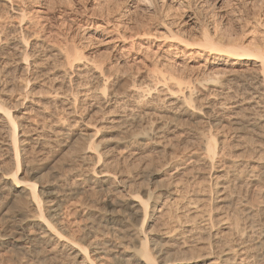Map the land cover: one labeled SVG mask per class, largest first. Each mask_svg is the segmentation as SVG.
I'll use <instances>...</instances> for the list:
<instances>
[{
    "label": "rangeland",
    "instance_id": "1",
    "mask_svg": "<svg viewBox=\"0 0 264 264\" xmlns=\"http://www.w3.org/2000/svg\"><path fill=\"white\" fill-rule=\"evenodd\" d=\"M19 1L27 6L29 5L28 7L37 8L40 5L46 8L49 7L47 8L49 15H52L51 12L57 14L64 9L69 11L70 16H75V19L80 22L77 25H74V23L70 25L69 23L63 24L61 27L55 17H50L43 21L44 26L39 23L37 24L38 27L34 25L36 24L35 19L24 20L27 21V32L22 29L24 35L27 34V36L25 35L27 40L24 39V41L30 45L32 42H39L42 37L44 42L36 43L37 49L36 47L34 49L38 51L33 49V54L28 58L30 64L28 63L27 68L29 69L25 71L26 73H23L24 71L20 72L15 69V49H12V46L9 45V41L21 36L23 31L20 33L21 28H13L18 19L13 18L12 12L4 8L0 0V15H2L0 17L1 106L8 109L17 118L22 114L19 117L21 121L16 118L17 122L20 123V125L17 123V133L21 130L35 128V132L40 138L53 137L55 131L58 132L60 129L61 131L63 129L71 131V133L86 134H74L72 140H68L67 146L64 148L59 146L56 139L55 142L54 140L51 142L52 144L45 151L38 152L35 150L36 152H34L28 150V152L21 155L23 168L25 167L24 171L28 174L32 172L34 166L48 165L39 172V174H43V176L40 175L42 183L52 180L50 182L57 183V190L67 188L71 184L74 185V182L77 184L78 180L75 176L79 173L89 178L87 174L96 173L105 167L110 170L115 168L119 172L123 171L124 175H129L133 189L150 190L152 196L156 198L153 199L158 202L157 209L160 207L159 212H154L151 216L146 217V221L142 226L149 244L157 242V246L162 247L164 250L159 255L153 251L157 260L164 262L183 257L193 259L197 255H203L206 252H214L233 237V232L225 226L228 224L233 226V223H237L238 231L242 229V232H239L248 239L247 246L251 248V254L246 259L245 264H264V247L258 243L260 241L258 233L264 224V181L255 179L253 176L256 173L255 171L264 165V106L261 103L258 104L257 94L252 93L247 84L248 79H245L246 81L244 78L243 80L240 78L228 80L229 77L223 74L212 73L211 68L205 71L206 69L200 66V62H203L206 57L208 62L211 61L212 56L207 55V52L187 54V52L183 53L176 50V52L168 54L169 59L162 57L163 60L160 58L161 60L158 59L157 61L155 54L153 55L151 52L146 54L141 51H131L122 56V61L120 60L122 65L115 66L107 47L101 43L100 31L94 29L93 23H91V21H97L96 24L106 26L115 22L119 23V26L126 24L122 27L123 29L127 28L125 31L128 33L134 35L145 33V35L135 38L136 42L147 45L150 40L151 42L154 41L155 46L153 49L157 48L156 44L160 46L163 44L162 41L167 39L168 29H171L175 34V41L181 39L190 46L196 47L199 46L198 43L202 40L203 32H207L212 37L213 29L220 27L222 31L234 34L235 41L242 37L246 40V44L256 42L264 51V0ZM255 18L256 21L260 19L259 23L255 22ZM84 20L89 24H85V26ZM80 23L83 26L79 25ZM40 25L42 26L40 27ZM35 30H37V34ZM70 47H74L78 54L80 52L81 60L85 63L94 62L102 66L104 64L103 67L107 75H105V82H99L88 73L82 75L80 80L73 70L72 74L70 73L66 77L67 79L65 78V81H67V84L70 81L71 86L68 84V90L73 89L72 91H74L76 97L72 95V91L66 93L68 96H74L77 100L73 103L74 105L70 104L69 108L65 106L63 108L62 103L52 100V95L54 91H60L64 88L62 85L60 86L63 79L61 73L68 67L61 53L74 51V48L70 49ZM181 47L179 49H182ZM64 49L66 51H63ZM36 52L37 54H35ZM4 53L3 57L2 54ZM142 56L144 58L143 63L137 64L138 66L129 64L132 62V58ZM216 77L224 81L223 86L218 87V84H210V79ZM85 83L88 85L86 86ZM102 83L106 84V92L115 91L114 93L119 94L118 98L120 97L124 101L119 99L118 104L117 101L104 104L103 97L99 94L103 88ZM133 89L137 91V95ZM162 89L164 90L161 91ZM165 89H168L174 97L185 100L189 111H196L198 115L192 117L189 112H181L180 106L183 102H178L179 104L173 111L165 112V103H168L167 100H169L165 96L167 95ZM247 90H250V92H246ZM80 93L86 94L83 96ZM252 94L254 95L252 96ZM174 97L172 99H175ZM223 103L224 108L228 103L235 104L240 111L239 116H237H241V118L244 116L242 119L247 120V122L244 121L240 129L227 121L229 120V111L222 108ZM208 104H213L210 105L211 109L210 106L205 107ZM35 109L37 112H35ZM70 109L74 111L71 114L72 110L70 111ZM116 111L118 113L123 112L127 116L129 114L130 118L128 119L130 120H127L124 125H117L118 123L111 116ZM208 112L210 114L212 112L213 117ZM162 113L165 118L160 117ZM167 114H170L168 117L174 120L169 119ZM252 118L254 119L252 120ZM73 119H77L78 123L76 122V125L72 123L71 126ZM250 119L252 121L248 124ZM254 121L257 124L254 123L253 125ZM160 125L164 127L162 128L161 137L158 135L156 137L155 135L151 136L149 139L136 137L132 146L126 148L123 145L115 144L116 140L120 137L123 138L122 136L126 137L125 135L129 133L131 134L129 136H135L144 129L155 126L161 128ZM118 128H122L123 131ZM1 137L3 135L0 130V140H2ZM213 137L217 142L220 139L224 140V144H221L219 148L225 147V149H223L221 156H214L212 160L204 161L207 139L213 140ZM217 137L220 139H217ZM113 139L116 140L113 141ZM100 140H103V142ZM92 141L96 143L98 141L97 144L100 147H97V152L103 154L92 159L83 160L77 152L81 147ZM1 149L0 147V170H5L6 167H9V161ZM180 162L183 163L182 169ZM232 164H235V166H232ZM146 166L160 168V178H141L139 171ZM51 169L55 171L53 175L50 173ZM130 175H133V177ZM158 179L162 181H157ZM158 182L164 185L169 183L173 188L175 187L176 196L172 198L165 197L158 187ZM90 184L89 181H86L82 184V186L84 185L83 189L74 195H68L61 202L60 219L63 221L61 223L64 227L61 232L69 242L81 240L84 228L90 225L93 220L97 222L101 214L109 211L110 207L107 201L114 197L113 192L117 195L122 194H118L117 191L101 190L100 188L99 190ZM5 201V197L0 198V206H4ZM245 202L247 203L245 204ZM194 205L196 206L195 210L192 208ZM197 209L200 212H196ZM1 220L0 226L2 227L3 220ZM142 222L143 219L140 218L137 225L141 226ZM98 234L97 239L99 241L104 237L111 238L110 234L104 236ZM116 234L118 233L116 232ZM119 241L124 246L127 244L126 239H120ZM118 249L121 248L114 247L105 255L101 254L102 257L99 258L92 252H90V255L97 257L94 259L96 264H114L112 254ZM73 253L69 246H56L55 242L41 244L38 248H32L27 244H6V246L0 247V264H73L69 260Z\"/></svg>",
    "mask_w": 264,
    "mask_h": 264
},
{
    "label": "bare ground",
    "instance_id": "2",
    "mask_svg": "<svg viewBox=\"0 0 264 264\" xmlns=\"http://www.w3.org/2000/svg\"><path fill=\"white\" fill-rule=\"evenodd\" d=\"M1 1H2V3H1L2 6L6 9H8V11L10 10L12 12L13 18L15 20L18 19L17 23L14 24L13 28H15V29L21 28L19 30L20 33H21V31H23L22 29L26 30L25 32H27L26 22L28 21V19H33V20L35 19L36 24H34V25H37L39 23L43 25L44 20H47L50 17H55V20L57 19V22L59 24H61V27L63 24L69 23V25H70L71 23L72 24L74 23V25L75 24L77 25L78 22H80V21L75 19V16L74 17L70 16L69 11H66L64 9L59 11V12L56 11V12H58L57 14H53V12H51L52 15H49L48 10H47V8H49V7L46 8L45 6H41V5L38 6L37 8H35L33 6L28 7L29 5L27 6L26 4L22 3L19 0H1ZM49 10H51V9H49ZM74 12H76V11H74ZM1 16L2 15H0V17ZM241 19H242V15H241ZM24 20H27V21L25 22ZM253 20H254V18H253ZM259 20L256 21V18H255L256 23H259L258 22ZM46 22H48V21H46ZM57 22H55V23H57ZM96 22L91 21V23H93L92 26H94V29H96L97 31H100L99 36H101V38H100L101 43L107 47V51L109 54H111V57L113 59L115 66L122 65L121 64V61H122L121 58H123L122 56L125 53L128 54V52H131V51H136V52L141 51L143 53L145 52L146 54L148 52H151V54H153V55L155 54V58H157V61H158V59H160L162 57L169 59L168 54L170 52H174V51L176 52V50H178L179 52H183V53L187 52V54H193V53L194 54H196V53L202 54L204 52H207V55L212 56L211 61L208 62V59L206 57L203 60V62H200V66L203 67L204 69H206L205 71H207L208 69L211 68L213 70V72L211 71L212 73L218 72L219 75L223 74V75L229 77L228 80L229 79L232 80V78H237V79L240 78L241 80H243V78H244V80L245 79H248V81L250 80L249 82L247 81V84H248L249 88H251L252 93H254L255 95L257 94L256 98L258 99L257 101L259 102V103L258 102L257 103L258 104L261 103L264 106V51H262L261 47L256 42H250V43L246 44L245 43L246 40L242 37H240L237 41H235L236 37H234V34L229 33L227 31H222L220 27H215L213 29V36L212 37H210V35L207 32H203L202 40L199 42L200 44L198 43L199 46L193 47V46H190L189 44L185 43L184 40L182 41L180 39L179 41H175V39H174L175 34L173 33V31L171 29H168L169 34L166 33L168 36L165 35V36H167V39L162 41L163 44L160 45L162 47H160L159 45L156 44L157 48L153 49V47L155 46L154 41L151 42V40H150V43H148L147 45H144L142 42H136L135 38H137L140 35L143 36V35H145V33H143V34L141 33L138 35L131 34L130 32L128 33L125 31V29L127 30V28L123 29V27L126 24L124 26L122 25L123 26L122 27V26H119L120 25L119 23L113 22L114 24L110 23L109 26L108 25L106 26V25H102V24H96ZM83 23H84V25L87 24L86 20H84ZM59 24H57V25H59ZM106 24H108V23H106ZM127 24H129V23H127ZM42 25H40V27ZM79 25H82V23H80ZM76 28H77V26H76ZM11 29H12V25H11ZM38 29H41V28H38ZM35 31L37 34V30H35ZM19 32H18V34H20ZM29 32H30V30H29ZM32 34L35 35L34 32H32ZM146 34L150 35L149 33H146ZM25 35L27 36V34H25ZM25 35H24V31H23V34L21 36H19V37L14 36L15 39H12L9 41L10 42L9 45L12 46L11 48L15 49V55H16V56H14V57H16L15 69H18L20 72L24 71L23 73H26L25 71H27L29 69V68H27V66H29V64H30L28 62L29 61L28 58L31 54H33V51L35 50L34 48L37 46L36 43H39V42L42 43V41H43L42 37H41V40L39 42H36V43L32 42V44L30 43V45H28L29 43H26L24 41V39H26ZM35 38H37V37H35ZM64 42H63V44H64ZM6 44H8V43H6ZM180 46H182L181 47L182 49H179ZM38 48H39V46H38ZM73 48L70 47V49H73ZM36 49H37V47H36ZM35 51H38V50H35ZM63 51H66V49H64ZM54 52L56 53L57 51H54ZM59 52H60V50H59ZM61 52H62V48H61ZM5 53L2 54V56L5 55ZM35 54H37V52ZM61 54H63L62 56L64 57V60L67 63V67H68V69H64V71L61 73L63 79L60 82V86L62 85V87H64L63 88L64 90L63 89L60 91L56 90L57 92L54 91V93L52 95L53 96L52 100H55V102L62 103L63 108H65V107L69 108L70 104L74 105L73 103H75V100H77L75 98L76 94L74 95V91H72L73 89L70 91L68 90L69 89L68 84H70V81L68 84H67V81H65V78L67 76H69L70 73L72 74L73 70L76 72V74L75 73L74 74L77 75V78H80L82 75L88 73V74H90V76L92 75L93 78H95L99 82L100 81L103 82L104 80H106L105 75H107V74L105 73V70L103 67L104 64L102 66L99 63L96 64L94 62L93 63H85L83 60H81L82 58H81L80 52H79V54H80V56H79L78 51L76 52L75 48H74V51L73 50L72 51H66V52L61 53ZM0 55H1V53H0ZM142 55H144V54H142ZM163 58H162V60H163ZM170 58H172V57H170ZM143 59H144L143 56L142 57H134V58H132V62L129 64H133V66H136L137 64L143 63L142 62ZM170 61H171V59H170ZM169 63H171V62H169ZM107 69H109V68H107ZM80 80H81V78H80ZM25 81H26V79H25ZM77 81H75V82H77ZM225 82H227V81H225ZM239 82H241V81H239ZM71 83H73V82H71ZM223 83H224V81H222L221 79L219 80L217 77L210 79L211 85H217L218 84V87H221V86H223ZM102 84H103V86H102L103 88L99 94L103 97L104 104H109V103H111V101H117V104H118L119 99L121 101L123 100L120 97L118 98L119 94L117 95L116 93H114L115 91L114 92H110V91L106 92V84L105 83H102ZM239 84H237V85H239ZM74 85H76V84H74ZM87 85L88 84H86V86ZM70 86H71V84H70ZM177 86H178V84H177ZM57 87H59V86H57ZM62 87H59V88H62ZM53 89H54V87H53ZM133 90H135V89H133ZM133 90H132V92H133ZM163 90L164 89H162L161 91H163ZM67 91H69V92L72 91L71 93L75 97L74 96L72 97L71 95L68 96L67 93H69V92H67ZM248 91L250 92V90H247L246 92H248ZM116 92H118V91H116ZM134 92L137 95V91L135 90ZM165 92H167V95H165V96L168 97V99H169V100L166 99L168 101V103L166 102L167 104L164 102L165 106H166L165 107L166 109L164 110L165 112L166 111H173V109L179 103L183 102L180 106L181 112H185V113L189 112V114L192 117L198 115V112H196V111H189L188 106L185 104V100L181 99L182 100L181 101L180 98L174 97L172 95V93H170L168 91V89H165ZM80 94H82L84 96V94H86V93H80ZM254 94H252V96ZM131 96H132V94H131ZM173 97L175 99H172ZM215 99H216V97H215ZM114 103H116V102H114ZM207 103H209V102H207ZM213 104H215V103H213ZM213 104H208V105H206V106L204 105V106L207 108L208 106H210V105L212 106ZM228 104H226L225 108H224V103H223V107H222V108L229 111V115H228L229 120H227V121H230V123L232 125H234V127H238L240 129V127L243 126L242 124L245 121L242 119V118H244V116L242 118H241V116L238 117L239 116L238 114L240 112L239 108H237V106H235V104L234 105H232V104L228 105ZM221 105H222V103H221ZM211 106H210V109H211ZM215 106H217V105H215ZM219 106H220V104H219ZM72 107H74V106H72ZM259 107H261V106H259ZM71 110L72 109H70V111ZM175 111H177V110H175ZM35 112H37L36 109H35ZM72 112H74V111L72 110L70 112V114ZM209 112H210V110H209ZM23 114H25V113L23 112ZM173 114L175 115V112ZM209 114H208V116H209ZM211 114H212V112H211ZM21 115L22 114H20L19 117H21ZM162 115H163V113L161 114L160 117L164 116V115L163 116ZM169 115L167 114V117ZM172 115H171V117H173ZM180 115H181V113H180ZM23 116H27V115H23ZM111 116H112V119L115 120L116 123H118L117 125H120V124L124 125L125 122H127V120H130V119H128V118H130L129 114L127 116L123 112L118 113L116 111L115 113L113 112V114ZM226 117H227V115H226ZM16 118H17L16 116L12 115L8 111V109H5L0 104V130H1L2 135H3V137H1L2 140H0V147L2 148L1 150L4 151V155H5L6 159L9 161V164H8L9 167L8 168L6 167L5 170H0V198L5 197V199H6L5 205L0 206V219L3 220V221L1 220L3 222V226L2 227L0 226V247H2L3 245L6 246V244H10V245L27 244L28 246H31L32 248H38V247H40L41 244L55 242L56 246L57 245H59V246L60 245H62V246L67 245V246H69V249L74 252L73 255L70 256V258H69L70 262L73 264H96V262H95L96 260L94 261V259H96L97 257L98 258L102 257L101 254L105 255L107 252H109L114 247L115 248H121V249H118L117 251H114V253L112 254L113 255L112 259L114 260L113 261L114 264H161V263L162 264H245L246 259L250 256L251 248H249L247 246L248 245L247 244L248 239L242 233H240V232H242L241 231L242 229L239 230L240 232L238 231V229H239V227L237 226L238 224L233 223L234 224L233 226H229V224L225 226V228H227L228 230L233 232V237L231 239H229L227 242H225L224 244H222V246H220V248L214 252L209 251V252L204 253L203 255L202 254L197 255V257L196 258L194 257L193 259L192 258L189 259L190 257L188 259H187V257L186 258L183 257V258L172 259L171 261L167 260L164 262H161L159 259L157 260L155 258V255L153 254V251L158 253L157 255H159V254H162L164 250L162 247L157 246L158 245L157 242H155V244L152 243L151 244L152 246H151L149 244V241H148L145 233H144V230L142 229L143 228L142 226L146 221V217L151 216L154 212L160 211V207H159V209H157L158 202L156 200H154L156 198H154L152 196V193L150 192V190H148V189H141L140 190L139 188L133 189V187L131 186V183H130L131 179H130L129 175H124L123 171H121L123 173L122 174L118 170H115V168H114V170H110L106 167L100 169L96 173L87 174V176L89 175V178L84 177L80 173L77 174L75 177L77 178L78 183L76 184V182H74V185L71 184L70 186H67V188L63 187L64 189H61V190L58 188L60 191L57 190V187H56L57 183L54 184V182H50L52 180H50V181L48 180V181H45L44 183H42L43 181H42V177L40 175L43 176V174H41V173L39 174V172L41 171V169L45 168L48 165H45V166L44 165L43 166L42 165L41 166H34L33 165L34 167L32 168V170L30 168V170L32 172L27 174L26 171H24L25 167L23 168L21 155L23 153L28 152V150H33L34 152L45 151V149L50 147L49 145L52 144L51 142L53 140L55 142L56 139L59 142V146L64 148L67 146L68 140H72L71 138L74 136V134L76 135V133H78V132L71 133V131H65L64 129H63V131H61V129L59 128L60 130H58V132L55 131L56 133L53 135V137L49 136L47 138L46 137H42V138L38 137L36 132H35V130H36L35 128L32 130H21L20 132L17 133L16 132L17 123H18V125H20V123H19V121L17 122L18 118L17 119ZM22 118H24V117H22ZM163 118H165V117H163ZM168 118L171 119L170 117H168ZM245 119H247V118H245ZM253 119L254 118H252V120ZM24 120H25V118H24ZM73 120H72L71 124L69 123L71 126H72V123L75 125L78 123V121H76L77 119L74 120V122H73ZM178 120H179V118H178ZM252 120L250 119L248 124L251 123L250 121H252ZM20 121H21V119H20ZM166 121H165V123H166ZM245 122H247V120ZM254 123H256V122L254 121L253 125H254ZM170 124H172V123H170ZM244 125L246 126V124H244ZM71 126L69 127V129L71 128ZM160 126H161V128L155 126L153 128H150V129H144V131L140 132L138 135L135 134V136L134 135L129 136L130 133L129 134L127 133L128 135H125L126 137L122 136L123 138L120 137V139H118V140L115 139L116 141L113 139V141H115V144L123 145L125 148L128 146L130 147V146H132L133 140H135L136 137L137 138L140 137L142 139H149L151 136H154V135H155V137L157 135L161 137L162 136L161 134L163 132L162 128H164V127H162V125H160ZM163 126H165V125L163 124ZM119 127H123V126H119ZM73 128H74V125H73ZM147 128H149V127H147ZM118 129H121L123 131L122 128H118ZM236 130H235V132H236ZM77 135H86V134L78 133ZM37 137L40 139H38ZM160 137H159V140L161 141ZM215 137H216V135H215ZM162 138H164V137H162ZM217 139H220V138L217 137ZM103 140L102 141L100 140V141L103 142ZM159 140H158V142H159ZM97 143H98V141H97ZM97 143L95 141H92V142H89L87 145L81 147L80 150L77 152L78 156L80 158H82L83 160H86V159H92L95 156L102 155L103 153L98 154V152H97L98 151L97 147L99 146ZM99 144H100V142H99ZM221 144L222 145L224 144V140L220 139L217 142L214 137H213V140L208 138L206 145H205V148H206V154L204 156L205 160L204 159L203 160L204 161L209 160V159L212 160L214 158V156H219V155L221 156V154L223 153V149H225V147L219 148V146H221ZM105 156H107V155H105ZM179 164H181V162ZM182 164H181V166L179 165L181 167V169H182ZM38 165H40V164H38ZM145 165H147V164H145ZM232 166H235V164H232ZM1 169H2V167H1ZM183 169H184V167H183ZM255 172L256 173H254V175H253L254 178L264 181V165L260 166L258 168V170ZM50 173L53 175L55 173L54 169H51ZM139 173H140L141 178H145V177L146 178H152V179H156L157 177L160 178L159 177L160 176V168L157 169V168H153V167L150 168L149 166H146L145 168L143 167L139 171ZM131 177H133V175ZM47 179H49V178H47ZM159 180L160 179H158L157 181H159ZM86 181H89V183L92 184V185L91 184L90 185L95 187V188H98V189L100 188L101 190H105V191H117L118 194L119 193L120 194L122 193V194L117 195V194H115V192H113L116 196L113 194L114 197H111L107 201V204L110 207L109 211L104 213V214H101L98 217L97 222H94V220H93L92 222H90V225H88L84 228L82 235H81V238H80L81 240H79L78 242H76V241L75 242L74 241L69 242V241H67V239L64 237V235L61 232L62 230H64L63 229L64 227H62L63 225L61 223L63 221H61V219H60V212H61V208H62L61 202L68 195H70V196L74 195V194L78 193L79 190L83 189L84 185L82 186V184H84ZM161 181L162 180H160V182ZM158 187L162 191V194L165 195V197L172 198V197L176 196L175 187L173 188L172 185H170L169 183H168V185L167 184L164 185L162 183H159ZM150 202H151V205L149 206ZM246 203L247 202H245V204ZM194 206H192L193 210L196 209V206L195 207ZM197 208H198V205H197ZM196 212H200V210L197 209ZM148 214H150V215H148ZM140 218L143 219V222L141 223V226H138L137 223H138ZM116 232L118 234H116ZM97 234L100 236L110 234L111 238L110 237L109 238L104 237L103 239H101V241H99L97 239ZM258 234L260 235V241L258 243L262 247H264V224L260 228V231ZM120 239H126L127 244L125 246L122 245V243L119 241ZM90 252H92L97 257L96 256L92 257L90 255Z\"/></svg>",
    "mask_w": 264,
    "mask_h": 264
}]
</instances>
